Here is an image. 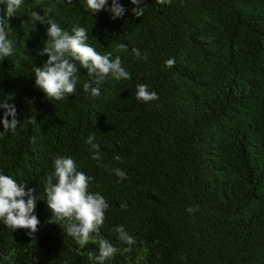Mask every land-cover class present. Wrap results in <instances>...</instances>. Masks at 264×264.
Returning a JSON list of instances; mask_svg holds the SVG:
<instances>
[{"label":"trees","instance_id":"obj_1","mask_svg":"<svg viewBox=\"0 0 264 264\" xmlns=\"http://www.w3.org/2000/svg\"><path fill=\"white\" fill-rule=\"evenodd\" d=\"M119 2L115 20L85 0H24L10 18L0 96L13 97L23 126L0 137V171L35 189L41 223L29 236L0 221V264H98V243L81 246L40 201L57 156H72L109 204L99 234L117 252L104 264H264V0H145L141 17ZM33 10L69 32L85 27L130 79L109 77L94 97L77 62L75 93L49 101L35 85L47 26H34ZM141 83L157 99H137Z\"/></svg>","mask_w":264,"mask_h":264},{"label":"clouds","instance_id":"obj_2","mask_svg":"<svg viewBox=\"0 0 264 264\" xmlns=\"http://www.w3.org/2000/svg\"><path fill=\"white\" fill-rule=\"evenodd\" d=\"M23 3L24 0H0V61L14 52V42L9 39V22ZM85 3L92 15L105 11L113 20L123 17L127 10L119 0H111L110 6L109 0H85ZM130 3L134 6L131 8L134 16H143L145 0H130ZM31 16L34 26L37 22L47 26V39L44 41V47L38 50V53L43 57L47 56V59L42 66L34 68V77L35 85L49 101H59L66 95L75 93L79 68L86 69L89 77L88 82L83 84V90L94 97L101 95L100 85L109 77L116 80L130 79V73L122 66L119 56L113 57L111 52L101 54L88 43L89 36L85 27L76 26L69 32L47 13L41 15L33 10ZM133 52L140 56L138 49H133ZM165 63L171 66L175 59L170 58ZM136 97L143 102H149L157 99V93L141 83L137 85ZM12 99L11 95L0 96V125L3 127L0 137L10 132L15 133L23 126L18 118L16 105L10 102ZM29 119L33 125L37 123L35 116ZM86 143L97 150L93 152L92 159L99 161V145L95 142V135H89ZM115 158L120 159L119 156ZM53 167L54 171L47 177L44 190L46 196L40 200L46 203L51 213L48 221L55 217L61 222L60 226L64 232L81 246L90 240L97 242L99 254L90 255L98 264H104L117 252L116 246L99 234L109 207L108 202L100 193L89 191L92 177L78 170L72 156L55 157ZM116 175L125 178L127 174L117 169ZM38 202L34 188L19 183L12 176L0 171V221L4 225L10 227L13 232L17 229H27V235L34 236L41 223L36 214ZM114 230L118 233L120 241L128 245L135 242L134 237L129 235L122 225L116 226Z\"/></svg>","mask_w":264,"mask_h":264}]
</instances>
